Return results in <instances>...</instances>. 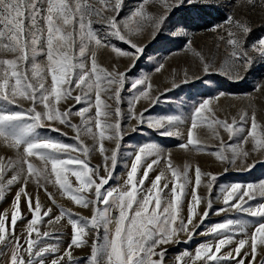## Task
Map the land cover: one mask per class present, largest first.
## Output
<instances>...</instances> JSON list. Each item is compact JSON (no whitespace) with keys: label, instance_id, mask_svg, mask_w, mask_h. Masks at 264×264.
Masks as SVG:
<instances>
[{"label":"snow or ice","instance_id":"1","mask_svg":"<svg viewBox=\"0 0 264 264\" xmlns=\"http://www.w3.org/2000/svg\"><path fill=\"white\" fill-rule=\"evenodd\" d=\"M257 67L264 0H0V264H264Z\"/></svg>","mask_w":264,"mask_h":264},{"label":"rangeland","instance_id":"2","mask_svg":"<svg viewBox=\"0 0 264 264\" xmlns=\"http://www.w3.org/2000/svg\"><path fill=\"white\" fill-rule=\"evenodd\" d=\"M194 31L197 33V36H196L197 44L204 46L206 49L211 48V38L209 36L200 34L198 28L194 29ZM148 51L151 53L152 49L150 48V49H148ZM104 58L105 57H102V59H104ZM180 63H182V59L180 57H177L176 59H174L172 61V64L174 66L177 64H180ZM257 70L259 72H264V68L257 67ZM154 79L156 80L157 83H163V77L162 76H155ZM251 81H252V78L250 77L249 80L245 84H232L231 82H228L226 80H222V83L224 84V87L226 90L251 91V87H250ZM184 91H187V90L185 89ZM181 94L182 93H178L177 95H181ZM220 103L222 106H224L226 109H228V106H230L232 104L239 103V102L228 100V99H222ZM205 135H207V134L205 133ZM209 139H210V137H209ZM166 146H172L171 141H167ZM190 155H194L196 158H198L201 165H203L205 167L210 166L213 170H219V166L216 164H213L211 158L208 155H206V154L197 155L194 153H192ZM177 157L180 158L179 153H177ZM260 178H264V165L257 166L255 171H253V172H247V173L233 172L230 175H226L224 179L225 180L240 179V180H245V181H255V180H258ZM113 182H115V181H113ZM220 182L223 183L224 181H220ZM2 207H3V205H0V208H2ZM216 219H217L216 217L210 216L208 218L207 222H215ZM198 242H199V239L194 237L193 241L189 245L181 244L178 247L173 246L172 249L169 251V257L174 256L176 252H178L179 250L183 249L186 246L190 247V248H194L195 244Z\"/></svg>","mask_w":264,"mask_h":264}]
</instances>
